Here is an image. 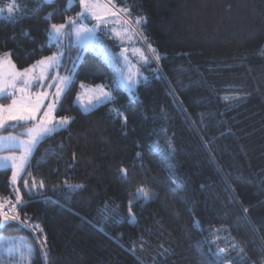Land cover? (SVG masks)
Segmentation results:
<instances>
[{
    "label": "trees",
    "instance_id": "16d2710c",
    "mask_svg": "<svg viewBox=\"0 0 264 264\" xmlns=\"http://www.w3.org/2000/svg\"><path fill=\"white\" fill-rule=\"evenodd\" d=\"M16 1L27 11L15 21L0 19V54L11 51L22 69L57 52L46 29L81 9L68 0ZM116 2L134 19L147 18L143 35L161 59L130 100L109 87L114 72L98 55L66 49L65 71L81 59L57 115L72 120L39 143L20 180L27 202L21 217L47 235V258L38 255L32 264H139L137 256L145 264H214L210 241L217 236L231 264H264V0ZM157 68L162 75L153 74ZM81 83L105 85L116 102L83 112L74 104ZM237 95L247 99H230ZM114 107L128 115L126 127L110 113ZM169 142L171 171L161 160ZM11 174L0 170V195L14 200ZM32 177L44 183L35 196L23 186L29 180L32 187ZM65 180L84 187L70 191ZM140 186L153 196L133 206V223L127 203ZM0 233L36 235L17 223L0 225ZM161 246L169 251L161 255Z\"/></svg>",
    "mask_w": 264,
    "mask_h": 264
},
{
    "label": "snow or ice",
    "instance_id": "6c2138e0",
    "mask_svg": "<svg viewBox=\"0 0 264 264\" xmlns=\"http://www.w3.org/2000/svg\"><path fill=\"white\" fill-rule=\"evenodd\" d=\"M41 3L51 4L52 0H40ZM76 2L80 7V11L76 13L75 17L68 16L64 23L50 24L46 29L47 44H55L58 46V51L50 56L42 57L37 60L34 64L26 68H17L15 62L12 60V52H4L0 54V99H8L10 103H0V131H7L9 128H24L22 135L26 136L27 139H21L20 136H15L9 133L8 135H0V151H8V155H0V169H11L12 176L10 178L12 189L11 191L15 194V199L10 197H4L0 195V225H7L17 223L21 226L29 228L33 234L40 233L42 236V242L39 244V257L46 259L48 256L47 249V235L43 233V229L31 221L26 216L21 217V209L26 206V201L20 191V173L26 170V166L29 163L30 157L39 143L55 133L67 127L71 122L72 117L61 116L56 118L54 112L57 106L60 105L61 98L68 92H70L72 85L76 77V70L79 67L77 61L81 59L80 56L76 57L72 62L71 74L67 76H60L58 69L62 67L61 61L64 58V52L60 50L59 46L65 40L69 44L74 40L80 47L81 50L101 48L102 43L100 36L97 35L98 30L101 31L107 24V15H102L99 12L101 8L100 0H68V7L70 8ZM111 4L112 0H108ZM107 7V5H105ZM26 8L21 7L16 0L8 3L6 8H0V19H6L8 21L18 20L25 12ZM5 12L7 15H4ZM108 13L113 17H119L121 14L131 17V9L122 8L119 11H112L108 8ZM51 13H49V17ZM92 17L97 21L92 27H87L83 21ZM48 17H45L47 19ZM77 21H80L77 23ZM137 26H142L147 23L146 17L137 16L134 19ZM127 24L128 21H123ZM113 32V38L117 39L123 44L121 33L117 32L116 29H109ZM131 29L124 28V32L127 33ZM30 33L24 32L27 36ZM147 39L146 37L144 38ZM45 47V45H41ZM149 49L155 55L152 57L154 62H158L161 59L158 51L147 45ZM106 51V50H105ZM128 49H122V52L126 53ZM142 51V50H141ZM116 57L108 56L107 60L115 68L114 60ZM124 67L128 68L127 74L116 68L117 78L113 84L109 87L115 89H125L129 95L130 100L137 99L135 93V86L137 83L143 81L147 82L148 77L143 76L139 68H129L126 57ZM143 62L149 63L148 56H143ZM37 69L39 71H37ZM55 73V75H51ZM154 75H162L159 68L153 70ZM36 87L40 89L36 93H32L31 89ZM55 91H52V89ZM173 94L174 93H170ZM236 102H243L247 99V96L237 95L230 98ZM84 100L83 110L88 111L95 108L100 104L115 103V97L112 91L105 89L104 85H97L95 89L91 90V94L85 99L82 94L77 95V102ZM181 107H183L181 105ZM61 110H63L61 106ZM110 113L114 117L118 118L122 122V127H126L129 121L128 115L123 113L120 108L114 107L110 109ZM185 115L191 120L190 114L185 111ZM203 121L204 114L198 113ZM194 123V121H193ZM31 124V127H24L25 125ZM164 131V130H162ZM20 150V155L17 156L12 150ZM175 152V147L171 142L168 143L166 151L162 154L161 160L165 163L168 169L171 171L174 165L169 163L172 158V154ZM140 156L141 154H137ZM75 159V154H73ZM121 176L127 179V169H119ZM32 187H29V180H23V186L27 189L30 196L39 194V190L44 187L43 181L37 182L34 177L31 178ZM64 185L70 191H76L83 188V185H70L67 181H64ZM153 193L145 186H140L135 190L134 197L127 203V214L131 222H135L136 214L133 211V206L136 205L140 200L147 203L152 199ZM7 209V210H6ZM115 211L114 209L112 210ZM247 211V209H244ZM102 214L109 212V207L106 204L101 210ZM107 218V216H106ZM194 224H198V221L194 220ZM216 231H219L217 229ZM221 238L217 236L214 240L210 241L211 244L216 245L215 251L212 253L214 257V264H231L230 252L224 248H220L217 243ZM136 245H132L129 249L133 255L136 253ZM140 249H143L144 245H139ZM162 247L161 255L167 253L169 250ZM233 249H237L238 246L233 245ZM25 249L18 250L17 254L21 256V259H26L27 264H31L32 259L36 255V249L28 247L26 249L27 256L23 255ZM239 252H243V249H238ZM139 264H145V261L137 256Z\"/></svg>",
    "mask_w": 264,
    "mask_h": 264
},
{
    "label": "rangeland",
    "instance_id": "374dc122",
    "mask_svg": "<svg viewBox=\"0 0 264 264\" xmlns=\"http://www.w3.org/2000/svg\"><path fill=\"white\" fill-rule=\"evenodd\" d=\"M12 2V0L10 1ZM9 2V3H10ZM17 2V1H16ZM18 3V2H17ZM101 8L99 9V12L102 15H107L108 20L106 26L103 27L102 33L100 30H98L97 35L100 36L102 47L96 48V49H88V51H91L98 55L114 72L115 79L117 78L116 68H119L121 71H123L125 74H127L128 68L124 67L125 64V57L128 63L129 68H139L140 72L143 74V76L148 77V71L152 70V65L154 64V61L152 60V57L155 55L151 49L147 47L148 42L144 39L143 30L141 26H137L134 22V18L131 16H125L121 14L119 17H113L108 13V8H110L112 11H119V9H122L121 7L117 6L116 0H112V3L109 4L108 0H100ZM8 4V3H7ZM7 4L0 6V8H6ZM107 5V7H105ZM4 15H7L5 12ZM123 21H128L127 24L123 23ZM80 21H77L79 23ZM83 23L87 27H92L94 24L97 23L94 18L89 17L88 19L84 20ZM130 28L131 30L127 33L124 32V28ZM116 29L117 32L121 33V38L123 39V44H121L117 39L113 38V32L109 29ZM70 46H77L81 49V47L73 40L71 44L68 43L67 40L62 42V44L59 46L60 50H62L65 54L66 49ZM122 49H128L126 53L122 52ZM106 50V51H105ZM142 50V51H141ZM58 51V50H57ZM50 56V55H49ZM112 56L116 57L114 60L115 68L111 63L108 62L107 57ZM143 56H148L149 63L145 64L143 62ZM65 57V55H64ZM64 60V58H63ZM63 60L61 61L63 65ZM37 71H39L37 69ZM60 76H67L70 75L68 71H65L64 68L60 67L58 69ZM51 75H55V73H52ZM143 81L137 83L135 86V92L139 86L140 83ZM97 85H103V84H85L81 83L80 89L78 93L75 96L74 104L78 105L83 112H90L93 109L104 105L100 104L97 105L95 108H92L88 111L83 110V103L84 100H81L80 102H77V95L82 94L83 97H86L91 94V90L95 89ZM105 86V85H104ZM105 89L108 91H112L109 88L105 86ZM40 89L33 87L31 89L32 93H36ZM125 90V89H123ZM52 91H55L53 88ZM126 91V90H125ZM113 92V91H112ZM127 92V91H126ZM113 96L115 97L114 93ZM64 96L61 98V101L63 100ZM0 103L7 104L10 103V100L8 99H0ZM61 103V102H60ZM60 106V105H59ZM59 106H57L56 111L54 112V116L56 118H59L61 116L57 115V111L59 110ZM70 124V123H69ZM68 124V125H69ZM67 125V126H68ZM31 124L25 125L24 127H31ZM10 131L4 132L0 131V135H8L11 133L15 136H20L21 139H27L26 136L22 135L24 132V128L17 127V128H9ZM36 150V149H35ZM34 150V152H35ZM17 156L20 155V150L13 149L12 150ZM32 153L30 160L34 154ZM10 154L8 151H0V155H8ZM29 160V162H30ZM28 165V164H27ZM27 167V166H26ZM3 170V169H0ZM11 170V169H10ZM12 171V170H11ZM24 172L20 173V176L22 178ZM12 176V174H11ZM42 242V236L40 233H37L35 235L34 240L28 239V236H20V235H6L3 233H0V264H27L26 259H21V256L17 254L18 250L25 249L23 252L24 256H27L26 249L28 247H31L33 249H36V255L31 261V264L33 260L39 255L38 249L39 244Z\"/></svg>",
    "mask_w": 264,
    "mask_h": 264
}]
</instances>
